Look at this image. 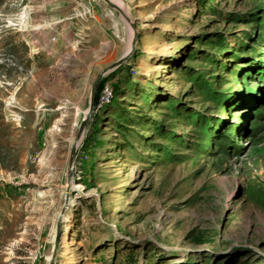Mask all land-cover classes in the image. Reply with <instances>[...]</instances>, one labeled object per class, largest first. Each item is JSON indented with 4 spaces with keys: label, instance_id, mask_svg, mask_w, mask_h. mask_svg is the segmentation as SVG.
<instances>
[{
    "label": "rangeland",
    "instance_id": "374dc122",
    "mask_svg": "<svg viewBox=\"0 0 264 264\" xmlns=\"http://www.w3.org/2000/svg\"><path fill=\"white\" fill-rule=\"evenodd\" d=\"M0 226V264H264V0H0Z\"/></svg>",
    "mask_w": 264,
    "mask_h": 264
},
{
    "label": "crops",
    "instance_id": "0c3cea01",
    "mask_svg": "<svg viewBox=\"0 0 264 264\" xmlns=\"http://www.w3.org/2000/svg\"><path fill=\"white\" fill-rule=\"evenodd\" d=\"M69 1H71V0H69ZM92 7L91 6L89 7V5H87V4H84L81 7L76 6V5L75 6L73 5L72 8H75L76 9V11L80 15V17L75 18V20H73V16H70L69 15V16H64V17H60V18H55L54 20H52V22L53 23H56V24H59V26H61V27H63V26L64 27H74L73 25H76V26H79V28H85V27L90 28V26L91 25H94V23L96 21L98 23L99 18H100L99 14L97 16L94 15V9L92 11L93 14L92 15L90 14V11H91ZM80 9H82V10L80 11ZM72 12H73V10H72ZM86 12H89L88 16L85 15ZM82 14H84V16H81ZM96 26L102 29V27L100 26V24H98ZM22 232L23 231H21L19 233H22ZM14 241H15L16 245L17 244L20 245V244H24L23 242L24 241L26 242L27 241V238L26 237H23V236H20L19 238H14ZM34 244L37 245L36 242ZM32 252H35L36 253L37 252V249L32 250ZM22 257H25V256H22ZM33 260H34V258H33Z\"/></svg>",
    "mask_w": 264,
    "mask_h": 264
},
{
    "label": "built area",
    "instance_id": "2783aa9c",
    "mask_svg": "<svg viewBox=\"0 0 264 264\" xmlns=\"http://www.w3.org/2000/svg\"><path fill=\"white\" fill-rule=\"evenodd\" d=\"M113 98H114V93H113L112 85L109 82L104 81L100 84L98 88V91H97V94L94 100L93 108L95 110H100L106 104L111 102Z\"/></svg>",
    "mask_w": 264,
    "mask_h": 264
},
{
    "label": "water",
    "instance_id": "95a60500",
    "mask_svg": "<svg viewBox=\"0 0 264 264\" xmlns=\"http://www.w3.org/2000/svg\"><path fill=\"white\" fill-rule=\"evenodd\" d=\"M125 58V56L124 57H122L121 59H124ZM100 78V75H98L97 76V80L96 81H98V79ZM95 86V84L93 85V87ZM94 98V97H93ZM93 101V100H92ZM58 236L55 238V248H56V246H57V243H58Z\"/></svg>",
    "mask_w": 264,
    "mask_h": 264
},
{
    "label": "trees",
    "instance_id": "16d2710c",
    "mask_svg": "<svg viewBox=\"0 0 264 264\" xmlns=\"http://www.w3.org/2000/svg\"><path fill=\"white\" fill-rule=\"evenodd\" d=\"M112 85V88H113V93H114V96H115V94L117 93V90H118V87H117V85L115 84V83H113V84H111ZM114 99V98H113ZM112 99V100H113Z\"/></svg>",
    "mask_w": 264,
    "mask_h": 264
}]
</instances>
